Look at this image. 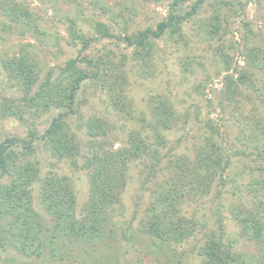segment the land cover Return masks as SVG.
I'll list each match as a JSON object with an SVG mask.
<instances>
[{"label": "rangeland", "instance_id": "rangeland-1", "mask_svg": "<svg viewBox=\"0 0 264 264\" xmlns=\"http://www.w3.org/2000/svg\"><path fill=\"white\" fill-rule=\"evenodd\" d=\"M172 1L0 0V103L3 98L19 103L22 96L2 68L5 58L27 52L41 70L40 80L50 73L51 82L62 77L67 62L75 61L90 75L76 92L75 113L66 118L77 139L87 138L85 122L99 119L112 126L105 139L113 149L135 132L157 152L162 166L187 156L184 163L192 168L195 151L209 137L230 158L206 193L191 192L181 201L178 215L189 227V221L195 223L188 238L165 243L142 232L157 183L170 173L163 171L148 180L146 171L152 160L144 154L128 165L126 186L110 211L103 237L86 243L64 236L55 242L56 255L49 264H199V248L210 233L223 242L235 239L240 252L255 253L254 246L238 236L233 213L242 204L251 208L256 203V183L264 178V150L259 142L263 134L249 137L251 120H260L264 127V69L256 70L255 88L238 86L234 100L225 95L224 77L236 78L248 70L245 59L250 48L257 50L264 64V0H203L197 13L182 22L180 37L168 32L159 39L150 37L149 47L144 48L147 55L141 47L122 40L155 29L165 20ZM196 1L181 3L177 13L189 11ZM13 5L14 11L9 9ZM98 23L110 37H100ZM72 24L90 39L84 50L68 31ZM212 24L217 26L215 32L209 30ZM83 56L90 65L77 61ZM161 101L176 118L167 130L156 122L155 107ZM56 114L53 109L41 116L25 114L22 121L0 118V141L26 138L29 128L40 136ZM42 145L39 139L34 145L41 176L52 173L70 179L79 217L88 197V174L67 159L51 158ZM192 176L187 175L188 180ZM44 218L51 226L53 220ZM5 254L0 249V264H6Z\"/></svg>", "mask_w": 264, "mask_h": 264}, {"label": "trees", "instance_id": "trees-1", "mask_svg": "<svg viewBox=\"0 0 264 264\" xmlns=\"http://www.w3.org/2000/svg\"><path fill=\"white\" fill-rule=\"evenodd\" d=\"M185 1L173 0L165 20L156 24L155 29H145L135 36H123L122 40L128 46L141 47L147 55L149 51L144 48L149 47L150 37L159 39L166 32L180 37L178 33L182 22L197 13L203 0H197L189 11L178 14L181 11L177 9L178 5ZM9 9L14 11L15 6ZM24 14L27 15V12ZM209 30L215 32L217 26L212 24ZM68 31L73 41L77 39L81 42L82 50L89 46L90 39L79 34L73 24ZM97 32L100 37H110L100 23L97 24ZM258 57L257 50L248 49L245 59L248 70L239 72L236 78L232 75L224 77L228 100H234L239 94L238 86L254 87L256 70L264 69ZM77 61L82 65L91 63L85 56ZM75 63L67 62L61 70L62 77L51 82L50 73L40 80L41 70L27 57V52L1 62L12 87L18 88L22 96L18 99L19 103L3 98L0 118L12 117L22 121L23 115L28 113L41 116L50 110H57L40 136L35 129L29 128L26 138L5 137L0 141V249L6 253L3 258L6 264H49L56 255L55 242L63 240L64 236L86 243L102 238L105 225L111 218L110 211L119 203L126 186L128 165L144 154L152 160L146 171L148 180L155 179L157 173L163 171L170 173L163 182H156L157 190L146 209L142 232L165 243L171 240L181 242L193 233L195 227L194 221H189V227L178 215L181 201L191 192L195 195L206 193L217 171L223 172L229 165L230 158L224 156V151L210 137L205 139L204 146L195 151L192 168L184 163L187 156L184 160L162 166L157 152L150 150L135 132L113 149V144L105 139L113 131L112 126L99 119L85 122L82 126L86 129L87 138L85 141L77 139L66 118L75 113L76 92L80 83L90 75ZM95 76L92 75V78ZM155 110L156 122L163 129H170L171 121L176 118L169 105L161 101ZM250 123L249 137L256 139L261 132L263 135L259 142L264 150L262 122L251 120ZM37 139L43 142V149L51 158L57 161L67 159L71 166L88 174V197L79 217L70 179L52 173L41 176L39 162L34 158ZM190 173L193 176L188 180ZM256 185V203L254 201L251 208L242 204L238 212L233 213L239 228L238 236L253 245L255 253L240 252L235 248V239L223 242L221 237L215 238V234L210 233L205 244L199 248L198 255L202 257L199 264H264V178L257 180ZM44 217L53 220L51 226Z\"/></svg>", "mask_w": 264, "mask_h": 264}]
</instances>
